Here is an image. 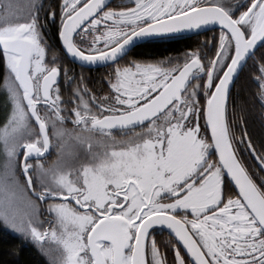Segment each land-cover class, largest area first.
Wrapping results in <instances>:
<instances>
[{
	"label": "snow or ice",
	"instance_id": "1",
	"mask_svg": "<svg viewBox=\"0 0 264 264\" xmlns=\"http://www.w3.org/2000/svg\"><path fill=\"white\" fill-rule=\"evenodd\" d=\"M58 7L62 51L45 38L57 13L44 0H0V230L49 264H264V153L246 132L232 135L227 116L230 85L264 48V0ZM216 24L214 55L197 49L182 64L169 57L119 66L136 47ZM64 55L82 66L117 65L108 94L91 93L81 75L63 100L61 72L68 85L77 79L62 69ZM259 71L264 101V63ZM157 228L167 240L156 239Z\"/></svg>",
	"mask_w": 264,
	"mask_h": 264
},
{
	"label": "trees",
	"instance_id": "2",
	"mask_svg": "<svg viewBox=\"0 0 264 264\" xmlns=\"http://www.w3.org/2000/svg\"><path fill=\"white\" fill-rule=\"evenodd\" d=\"M197 45L198 43L189 39L163 43H148L141 49V58L145 60L151 58L153 62H155L158 59H164V55L168 54V58L171 57L174 61L179 58V62L182 64L184 52L196 49L195 47ZM262 56H264V48H260L257 51L256 58L254 60H249L244 70L239 74L228 98L227 116L229 125L233 126V123L237 125L236 130L239 132L240 137L247 132L249 127L254 140L256 141L258 140L257 138H262L264 143V132L262 129L258 131L260 126L258 121H256V117H258L257 102L264 104V101L259 97L260 82L257 80V77L261 75L259 67L264 63V60L261 59ZM3 75V64L0 62V89H2L3 86ZM4 101L5 95L3 92H0V128L3 127L5 122L6 112ZM233 117H235V122H233ZM234 136L238 139L240 138L235 132ZM251 136L248 135V140L253 144ZM254 149L257 151L255 147ZM52 248L53 251L51 254L54 257L56 255L54 251L55 246L53 245ZM12 249H15L17 252L15 257L7 255ZM0 262H3V264H17V262L18 264H49V257L43 255L32 245L21 248L19 240L11 233L0 230Z\"/></svg>",
	"mask_w": 264,
	"mask_h": 264
},
{
	"label": "flooded vegetation",
	"instance_id": "3",
	"mask_svg": "<svg viewBox=\"0 0 264 264\" xmlns=\"http://www.w3.org/2000/svg\"><path fill=\"white\" fill-rule=\"evenodd\" d=\"M16 2L23 4V3H27V0H16ZM127 2H128V0H112L111 1L112 10H115V11L121 10L120 6L123 4H127ZM224 2L226 4L227 3H233L234 0H224ZM61 3H62V0H44V7H45L46 12L50 13V11L54 10L57 13V18H56L55 24L52 25L51 23H49L48 29L46 30L45 38L48 40V42L51 45H54L56 49L62 51L61 42H60V38L58 35L59 27H60L58 5ZM49 5H52V9H49ZM46 12L40 13L42 22L45 19ZM220 31H221L220 29H212V30L206 31L204 33H200L199 35H193V36H191L190 39L185 38V39H189L191 41L198 43V45L195 47L196 49H192L189 51H196L197 49H200L202 55L205 52H209L210 55H214L215 50L212 49L211 46L214 42L216 44H218ZM74 38L77 41H79V37H74ZM180 40H183V39H180ZM172 41H174V40H172ZM204 42H208V45H209L208 49L202 48V45L204 44ZM147 44L148 43L134 48L128 56H126L124 59L119 61V66H126L133 59L139 60V61L153 62V60L151 58L149 60L148 59L145 60V59L141 58L142 57V53H141L142 50L141 49H143ZM163 58L164 59L168 58V54L164 55ZM164 59H158L157 61L164 60ZM205 62H207V61H205ZM116 66L117 65H111V66L102 65L100 67H84L80 64L75 63L71 59H69L67 55H64L62 58V64H61L62 69L64 67L70 69L71 70L70 75H75V77L77 79H76V83H73L72 85H68L67 82L65 81L63 71L61 72V76L58 79H59V86H60L62 99L65 101H68L71 98L72 91L76 87V84L79 82L81 75L84 78V84L87 85V87L91 91V93L95 94L97 97L107 95L108 94V87L106 86V80H107L108 75L113 71V69ZM194 83H196V82L194 81ZM81 87H83V85H81ZM259 88H260V86H259ZM260 92H261V88H260L259 93ZM262 104L263 103H261V102H259V103L257 102L258 117H256V121H258V124L260 126L258 128V131H260V129H262V131L264 132V106H261ZM68 107L70 108L71 104H69ZM203 123H204L203 120H201V124H203ZM66 127L71 129L73 127V125L71 123H68L66 125ZM236 128H237V125L235 123H233V126L230 125V132L232 135H234V132H235V133H237L238 137H240V134H239V132H237ZM246 133H247L246 139L248 140V135L249 136L252 135L249 127H248ZM258 134L261 135L260 133H258ZM251 138H252L254 147L257 149L256 153L257 154L264 153V147H263L264 143L262 141L263 139L257 138L258 140L255 141L253 135L251 136ZM239 147L241 149H243L244 145L241 144V145H239ZM243 155L248 156V153L244 152ZM56 159H57V154L53 150L51 152V155H48L47 163L51 164ZM246 163L250 166L252 171H258L259 170V161H257L256 159L249 158L246 160ZM231 191L235 192L233 187L231 188ZM156 239L160 242L167 240L168 239L167 231H164V233L161 235L160 229L157 228ZM170 255H171V253H169V256Z\"/></svg>",
	"mask_w": 264,
	"mask_h": 264
},
{
	"label": "water",
	"instance_id": "4",
	"mask_svg": "<svg viewBox=\"0 0 264 264\" xmlns=\"http://www.w3.org/2000/svg\"><path fill=\"white\" fill-rule=\"evenodd\" d=\"M112 1V0H111ZM212 29H220L221 30V28H220V26L218 25V24H216V25H208L206 28H204V29H201V30H199L200 31V33H204V32H206V31H209V30H212ZM193 35H196V34H191V36H193ZM61 42V41H60ZM69 59H71L70 57H68ZM72 60V59H71ZM72 61H74V60H72ZM75 63H77V64H80V65H82V63L81 62H79V61H74ZM84 67H100V66H102V65H92V66H89V65H83ZM241 73V72H240ZM239 73V74H240ZM239 76V75H238ZM236 80H237V78L235 79V81H234V83L232 84V85H230V92H231V90H232V87H233V85L235 84V82H236ZM227 103H228V101H227ZM209 134H210V130H209ZM233 187V189H234V191H237V189H235V187H234V185L232 186ZM166 231V230H165Z\"/></svg>",
	"mask_w": 264,
	"mask_h": 264
},
{
	"label": "rangeland",
	"instance_id": "5",
	"mask_svg": "<svg viewBox=\"0 0 264 264\" xmlns=\"http://www.w3.org/2000/svg\"><path fill=\"white\" fill-rule=\"evenodd\" d=\"M2 152H3V142L0 141V160L3 159Z\"/></svg>",
	"mask_w": 264,
	"mask_h": 264
}]
</instances>
